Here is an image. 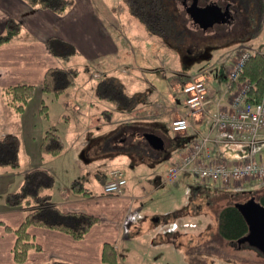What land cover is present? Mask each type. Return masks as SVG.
Returning <instances> with one entry per match:
<instances>
[{"label":"rangeland","instance_id":"rangeland-1","mask_svg":"<svg viewBox=\"0 0 264 264\" xmlns=\"http://www.w3.org/2000/svg\"><path fill=\"white\" fill-rule=\"evenodd\" d=\"M218 1L224 2L223 0ZM226 1L232 3V13L235 19L233 25L216 23L208 28L207 34H204V29L190 25V19L183 9L179 12L175 8L176 6L174 7V0H165L166 7H168H164V10L167 11L165 31L161 15L152 14V16L149 11L141 10L142 7L138 5V2L95 0L107 25L116 27L122 35L125 45L123 62L113 69L98 67L91 69L85 62L77 60L76 56L65 57L62 62L66 66L78 69L74 85L60 95L47 93L37 88V91L26 103L25 110L21 113L16 112L6 103L3 94L1 96L0 89V132L8 130L11 134H15L20 142L19 165L17 167L0 166V204L4 203L8 192L14 191L20 186L24 174L29 168L39 166L48 169L54 179L52 186H47L44 192L57 195L62 190L70 188L75 180H81L91 194H99L103 185L102 178L108 170L110 171L113 167H121L128 178L126 187L134 188L133 191H130V197L131 195H145L149 191L145 199H138L139 205L144 204L145 221L141 226V232L134 234L124 243L121 255L125 264H264L262 251L247 243L239 248L236 246L239 244L237 241H234L235 245L232 246L230 240L220 236L218 229L220 208L250 198L252 196L250 194L255 192L254 187L257 184L260 185V180H263L264 177H248L232 181L229 184L215 183L209 179L210 189L205 188L206 186L193 189L192 187L197 185L196 183H199L201 179L190 172L189 174L192 176L187 177L184 175L185 172H181L173 180L165 182L167 162L171 160L165 158V151L174 142L172 138L175 135L173 134L178 135L182 132L173 133L175 131L172 127L165 125L160 120L166 122L170 120L169 118L173 120L178 115H185L180 112L176 103L185 97L183 85L187 81L203 75V72L205 77L209 76V80L215 76L219 83L225 84L228 81L224 76L228 74L231 66L229 64L233 63L238 54L233 57L234 50H228L227 53L230 52L227 57L218 61L224 55L219 50L222 51V48H225L226 40L237 39L238 53H240V48L264 49V29L248 36L241 34L236 36L232 33L243 31L246 21L245 12L241 9L239 1ZM177 6L181 8L179 2ZM159 32L161 35L158 34ZM163 32L167 34L166 37ZM217 37H222L221 41ZM176 39H179L180 44L176 43ZM203 39L206 45L198 47V42ZM186 48L193 49L195 53L204 52L205 59L211 58L214 53L218 59L211 64L205 62L198 66L196 70H199L191 73L187 79L184 75H188L190 72L184 71V63L179 57L180 53H186ZM205 48L208 50L205 51ZM200 63L202 61H198L197 64ZM109 75H114L113 77L122 83L127 91L140 97L138 98L140 99L139 110H136L135 113L142 115L143 111L140 108L149 99L153 101L152 105L154 106L151 105V108L154 112L159 113L164 110L167 117L150 119L153 117L148 118V115H145L141 119H146V121L131 119L133 121L130 126L121 124L120 113L124 109L98 98L97 92L96 95L94 92L99 79L109 77ZM156 76L165 79L166 83L163 81L160 83ZM154 89L155 92H158L156 95H160L159 98L152 97L151 93H154ZM150 90L153 91L150 93ZM163 94L165 96L161 97ZM2 99L4 105L1 103ZM66 100L79 103L76 109L79 107L82 109L73 110L66 107L64 105ZM43 104L47 105L48 115L43 110ZM134 105L132 104L131 107ZM5 106L9 108L7 111L3 109ZM151 108L148 107L145 111L151 112L149 110ZM105 109H110L113 114L106 116L103 112ZM85 110H89L95 116H93L94 128L89 132L98 133L99 137L103 136L93 142L91 147L82 144L85 133L90 128L89 121L87 123L85 119L81 120V117L86 115ZM9 111L12 112L11 116L8 114ZM63 114H66L69 119L67 120ZM136 118L138 119L139 116ZM100 125L103 127L98 129L97 127ZM140 127L146 128L141 130V138L146 132L160 133L166 139L165 148L160 150L152 149L149 146L142 148L140 143L135 142L137 133L140 132V130L137 131V128ZM48 129H55L61 135L64 148L56 155L44 154L41 150L39 158H35L31 153V149L35 147V138L38 139L39 147V141H42L41 137ZM116 135L125 137V141H114ZM170 138L171 141H168ZM260 148L264 149V143ZM85 150L89 151L87 157L84 153ZM152 171L153 180L150 175ZM159 182H163V184L157 186ZM142 185L145 187L143 188ZM262 190L264 187H260L258 190L256 187L254 196H259ZM185 204L182 221H177V227L172 230L174 232L178 229L181 234L175 237L174 234L171 236L164 234L162 228L168 221L164 212L181 208ZM154 212L160 216L158 222L151 219ZM151 220L155 223L156 228L152 226ZM158 230L162 235L156 234Z\"/></svg>","mask_w":264,"mask_h":264},{"label":"crops","instance_id":"crops-1","mask_svg":"<svg viewBox=\"0 0 264 264\" xmlns=\"http://www.w3.org/2000/svg\"><path fill=\"white\" fill-rule=\"evenodd\" d=\"M174 2L175 6L179 2L181 9L185 11L183 3L184 0H175ZM241 2V9H243L245 12V27L242 32L240 30L234 31L236 33H232L236 36H238V34L248 36L249 34L254 35L263 30L264 0H242ZM260 2L263 5H261ZM9 19L19 22L22 28L20 32L12 38V40L0 45L1 96L3 88L13 83H32L36 85L37 91V88L41 89L45 72L49 67H72L66 66L62 62V59L65 57L57 56L51 51L48 45V40L51 38H55V40H57L59 47L69 51V56L71 58L76 56L77 60L85 62L91 69L94 67H98L100 69H113L119 63L123 62L125 45L122 35L116 27H109L107 25L100 10L95 4V0H74V5L63 14H59L50 9L32 6L27 3L26 0H0V33L6 31V25ZM230 25H233V23ZM207 31L208 29L204 30V34H207ZM158 34L161 35L160 32ZM164 35L166 37L167 34L164 33ZM217 38L221 41L222 37ZM236 40L237 39L234 41L226 40L227 42L224 43L225 48H222V51L219 50V52H223L222 54L224 55H222L221 59L218 61H222L225 57H227V54L231 51V49L234 50L233 57L238 54ZM197 45L200 47L201 45H206V42L203 39L202 41L200 40ZM206 49L208 50V48H205L204 50L206 51ZM250 49L264 50L263 48ZM228 50L230 51L227 53ZM217 59V55L213 53L211 58L201 60L202 63L200 64H197L198 62L192 64L183 62L185 70H181L190 72L188 75H184L188 79L191 73H195L199 70H196L198 66L205 64V62L211 64ZM135 69H133L134 72ZM156 77L157 80L159 79V82L163 81L166 83L165 79H162L158 76ZM208 77L209 76L206 75V85L208 91L205 104L202 110L197 113L196 116L190 115L188 113V108L184 101L185 97H183L182 100L176 101L180 112L189 117L191 125L186 131L179 133L178 135L173 134L175 135L174 138H176L174 142L169 145V149L165 151V158L171 159L169 162H167L165 182L170 181L167 180L169 165L174 162L178 163L181 157L192 148V145L195 141L208 134H210L213 139H217L218 141H209L208 146L200 153L199 158H202L206 161H218L221 159H226L230 163L237 161L243 162L247 159L246 155L248 153V146L238 142L237 139L239 137H237L235 133L227 135L222 130L218 129L214 125L212 119L213 112L218 106H222L224 108L229 106V102L231 101L232 95L235 91V85L229 80L227 74L224 76L225 79L228 80L225 84L219 83L215 76L212 80H209ZM128 82L131 81L128 80ZM152 91L150 90V93ZM94 92L96 95V87ZM130 93L135 95L136 103L134 107L130 109L123 108L124 110L121 111L120 121L124 126H130L133 121L131 119H134L135 121H146V119H141L142 117H145V115H148V118L153 117L150 119L167 117L164 110L159 113L154 112V110L151 108L154 106L152 105L153 101H150L149 99L148 102L150 103L145 102L142 104L143 107L140 108V110L143 111L141 112L142 115H140V113H135L136 110H139L138 106L140 105H138V103L140 99L138 98L140 97L131 91ZM156 93L158 92H155L154 89V93H151L152 97L154 96L155 98H159L160 95H156ZM96 96L100 98L98 95ZM164 96L165 95L163 94L161 97ZM1 103L3 105L5 104L3 99ZM64 105L66 107L72 108L73 110L82 109V107L76 109V106L79 105V103H75L72 100H66ZM148 107L151 108L149 109L151 112L145 111ZM3 109L7 111L9 108L5 106ZM85 111L86 115L81 117V120L85 119V122L87 123L89 121L88 125L90 128L85 133L82 144L84 146L87 145L88 147H91L93 142L97 141L103 136L99 137L98 135L100 134H92L89 132L90 129L94 128V114H91L89 110ZM8 114L11 116L12 112L9 111ZM111 114L113 113L111 112ZM63 115H65L67 120L69 119L66 114ZM136 116H139V118L137 119ZM174 116L175 114L173 117ZM169 119L172 120L171 118ZM170 120L166 122L160 120V122L171 126ZM102 127L103 126L100 125L97 128L101 129ZM143 129L145 130L146 128H137V131L140 130V132L138 131L135 142L140 143L142 148H147L148 146L151 147L144 137H140L141 130ZM153 132L157 133L155 131ZM173 133H176V131ZM8 134H11L8 130L7 132L2 130V132H0V137ZM157 134L162 136L160 133ZM35 139V147L31 149V153L32 156H35V158H39L38 155L41 153V141H39L40 143L38 147V139ZM110 139L107 141L106 147L108 146ZM114 141L124 142L125 137L116 135L114 137ZM261 144L262 143L258 144L255 148L256 156H260L264 159V149L260 148ZM151 148L153 149V147ZM84 153L86 157L89 155V151L85 150ZM151 153H154V151H151ZM150 175L151 179L153 180V171L150 173ZM184 175L188 177L191 174H189V172H185ZM108 177L109 170L102 178L103 185L99 194L79 193L72 189V186L62 190L57 195L51 194L53 202L58 204L62 209L68 211L87 212L95 215L99 220L81 239H76L70 234L60 230L35 225L30 226L29 231L38 247L33 248L30 251L27 260L24 262H17L15 260L13 247L16 241V235L13 231L8 230L6 226L8 225L11 227H16L20 225L27 212V207L9 206L5 201L4 203L0 204V264H125V261L122 260L123 256L121 255L122 249L125 245L124 243L134 234L141 232V226L145 221V215L143 212L144 204L139 205L138 199H145L149 194V191L145 195H131L130 197V191H133L134 188L126 187L128 184V178L126 175L127 182L123 186L121 193H106L104 192L103 187ZM162 184L163 182H159L157 186ZM196 184L197 185L192 187L193 189L203 188L205 186V188L210 189L208 180H200V182ZM142 186L143 188L145 187L144 185ZM263 186L264 181L260 180V185L257 184L254 187V190H256V187L258 189ZM188 206L190 207V205ZM185 208L186 204L181 208H174L164 212L168 218V221L165 223L166 226L162 228V232H164V234L169 236L174 234V237L181 234L178 232V229H176L174 232H169L168 227L173 222L182 221V213H184ZM193 209H196V207H193ZM157 215L158 214L155 212L152 213L151 219H153L154 222H158L160 220V216ZM154 222L152 221L151 224L156 228ZM159 231L160 230H158L156 234L162 235V233ZM112 253L115 255H112ZM106 256L111 258L115 256L116 262H110L106 260Z\"/></svg>","mask_w":264,"mask_h":264},{"label":"trees","instance_id":"trees-1","mask_svg":"<svg viewBox=\"0 0 264 264\" xmlns=\"http://www.w3.org/2000/svg\"><path fill=\"white\" fill-rule=\"evenodd\" d=\"M26 2L32 6L50 9L59 14L65 13L74 5V0H26ZM131 2H139L138 5L142 7L141 10L146 12L149 11L150 14H160L163 20L162 26H166L167 11L164 10V7L167 5L165 0H131ZM176 7L180 12L181 8L177 5ZM165 26L163 27L164 29ZM21 28L19 22L9 19L7 21L6 31L0 33V45L12 40V38L20 32ZM48 45L51 51L57 56L66 57L70 55L69 51L58 46L55 38L49 39ZM77 72L78 69L75 67H49L43 78L41 85L42 91L60 95L74 85ZM245 81L253 82L249 98L259 99L264 90V56L261 53H254L247 60L240 75V82ZM233 84L236 87L237 83L233 82ZM35 92V84L24 82L9 84L2 90L6 103L16 112L20 113L25 110L26 103ZM96 92L100 98L106 99L116 107L132 108L131 105L136 103L135 96L127 91L124 85L113 76L99 79L98 84H96ZM42 106L45 114L48 115L47 105L43 104ZM103 112L108 116L111 115L112 111L110 109H105ZM63 148L64 141L61 135L56 132L55 129L46 130L41 141L42 152L44 154L56 155L59 154ZM19 151L20 142L15 134L1 136L0 166L10 165L12 167H17L20 163ZM53 179L52 173L44 167L29 169L24 174L20 186L16 190L8 192L5 196V202L9 206L27 207V212L20 225L16 227L6 226L8 230L13 231L16 235L13 253L17 262H24L27 260L30 251L38 247L29 231L30 226L35 225L60 230L70 234L76 239H81L99 220L98 217L87 212L64 210L53 202L51 194L44 192L47 186H52ZM71 186L76 192L83 194L90 193V190L84 186L81 180H75ZM254 191L256 192V190ZM262 191L259 196L255 197L264 205V190ZM255 192L250 195L256 194ZM218 219L219 233L224 239L237 241L238 238L248 232L247 221L235 204H229L220 208ZM112 255L115 254L112 253ZM106 260L116 262V257L114 256L111 258L106 256Z\"/></svg>","mask_w":264,"mask_h":264},{"label":"built area","instance_id":"built-area-1","mask_svg":"<svg viewBox=\"0 0 264 264\" xmlns=\"http://www.w3.org/2000/svg\"><path fill=\"white\" fill-rule=\"evenodd\" d=\"M239 52L227 74L231 82L237 83L229 106L225 108L218 106L213 112L212 119L218 129L227 135L235 133L239 137L237 141L248 146L247 159L243 162L230 163L226 159L206 161L199 158L209 141H218L208 134L195 141L178 163L169 165L167 180H172L181 172H190L203 181L210 179L224 184L248 177H264V159L257 157L255 150L258 144L264 142V90L259 99H250L253 82H240V75L247 60L257 52L264 56V50L240 48ZM202 74L183 85L185 105L188 113L193 116L202 110L207 96L206 77L204 72ZM190 125L187 115H178L171 121V127L176 132L186 131ZM126 182L124 170L121 167H113L104 183V192L121 193ZM172 226L168 228L169 231L176 228L177 224L173 223Z\"/></svg>","mask_w":264,"mask_h":264},{"label":"water","instance_id":"water-1","mask_svg":"<svg viewBox=\"0 0 264 264\" xmlns=\"http://www.w3.org/2000/svg\"><path fill=\"white\" fill-rule=\"evenodd\" d=\"M184 10L193 26L207 30L216 23L231 24L234 16L230 8L223 9L217 0H211L206 5L199 4V0L187 2L184 0ZM144 138L156 150L164 149L166 139L154 132H146ZM176 138V137H175ZM175 138H172L175 140ZM171 138L168 140L170 141ZM239 208L248 224V232L237 239L241 245L248 243L264 253V205L254 195L245 201L237 202Z\"/></svg>","mask_w":264,"mask_h":264},{"label":"flooded vegetation","instance_id":"flooded-vegetation-1","mask_svg":"<svg viewBox=\"0 0 264 264\" xmlns=\"http://www.w3.org/2000/svg\"><path fill=\"white\" fill-rule=\"evenodd\" d=\"M192 0H187V2H191ZM211 0H199V4H201L202 6L206 5L207 3H209ZM224 2H220L218 1V3L223 7V9H227V8H230L231 10L233 9L232 7V3H230L229 1H226V0H223ZM239 2H241L242 0H237ZM139 4V2H138ZM242 4V2L240 3V5ZM152 15V14H151ZM153 20V19H152ZM190 21V20H189ZM149 24V23H147ZM190 25L191 22H190ZM195 28H198V26H194ZM164 29V28H163ZM165 30V29H164ZM177 40V41H176ZM176 43H179L180 42L178 41L179 39H176ZM173 42V41H171ZM186 53L182 52V54L180 53L179 57L181 59V61L185 62V63H188V64H192V63H195V62H198V61H201L203 59H205V57L203 56H206V54L204 52H194L193 49L191 48H186ZM231 242V245H235L234 241H230ZM244 244L246 243H243V244H236L237 247H242ZM243 257V256H242Z\"/></svg>","mask_w":264,"mask_h":264}]
</instances>
